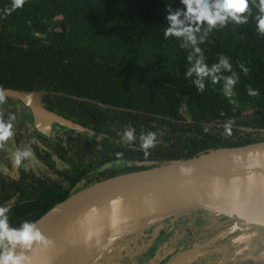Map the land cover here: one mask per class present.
<instances>
[{
  "label": "trees",
  "instance_id": "1",
  "mask_svg": "<svg viewBox=\"0 0 264 264\" xmlns=\"http://www.w3.org/2000/svg\"><path fill=\"white\" fill-rule=\"evenodd\" d=\"M167 5L186 10L180 0H26L5 15L11 0H0V90L36 93L39 107L96 133L91 138L65 127L45 132L13 121L14 136L0 150V205L10 206L12 226L33 222L96 181L264 139V35L257 9L246 24L230 21L196 34L204 38L197 46L209 68L222 55L232 65L216 74L221 79L215 85L205 77L200 92L195 74L185 76L191 43L163 36ZM227 76L238 77L237 83L226 88ZM249 86L258 95H248ZM0 112L16 117L14 101L6 97ZM129 127L136 136L131 144L122 140ZM149 132L157 141L146 156L139 137ZM25 148L33 156L14 166L13 154ZM117 153L123 154L119 160ZM217 214L227 218L226 226L236 219ZM262 248L264 243L254 252Z\"/></svg>",
  "mask_w": 264,
  "mask_h": 264
},
{
  "label": "water",
  "instance_id": "2",
  "mask_svg": "<svg viewBox=\"0 0 264 264\" xmlns=\"http://www.w3.org/2000/svg\"><path fill=\"white\" fill-rule=\"evenodd\" d=\"M32 110L76 127L37 105ZM196 210L227 213L264 227V139L199 150L83 187L33 221L48 243L34 244L25 255L30 264H89L139 229ZM249 264H264V248Z\"/></svg>",
  "mask_w": 264,
  "mask_h": 264
},
{
  "label": "clouds",
  "instance_id": "3",
  "mask_svg": "<svg viewBox=\"0 0 264 264\" xmlns=\"http://www.w3.org/2000/svg\"><path fill=\"white\" fill-rule=\"evenodd\" d=\"M186 10H172L171 5L166 6L168 15L165 19L169 22L163 31L165 38L170 37H185L192 45V54H189L187 59L191 63V67L185 73L186 78L192 77L195 74L196 79L193 81L197 90L203 92L205 90L204 78L211 79L213 85L219 83L221 77L217 73L231 71L232 65L229 63V58L220 56V63L213 64L211 68L204 62L205 57L202 49L197 46L204 43V38L197 39V33L205 29L211 32L214 29L225 27L230 21L242 25L248 23V17L252 13V9H257L255 20L257 21L258 30L261 35H264V0H180ZM26 0H11V7L5 8V15L11 14L12 11L20 9L24 6ZM183 17V19H181ZM189 26H185V24ZM181 48L185 44L180 45ZM241 69L248 74V69L242 64ZM226 88L237 83L233 76L223 77ZM227 94V92H226ZM248 95H258L257 90L248 87ZM5 94L0 90V104L5 102ZM229 103L235 104L236 101L229 99ZM15 115L9 114L8 118H4V113L0 112V150L14 136ZM230 123L225 125V132L231 134ZM135 129L129 127L124 132L122 140L124 143L131 144L136 140L134 135ZM140 148L147 156L148 150L155 146L157 141V133L149 132L141 134ZM117 158L123 155L117 153ZM33 156L30 148L17 149L13 154L12 162L14 166H21L22 161H25ZM10 206L0 205V264H30V258L25 255V252L31 250L34 244L48 243L41 231L37 228L35 222L25 220L19 226L10 224Z\"/></svg>",
  "mask_w": 264,
  "mask_h": 264
},
{
  "label": "flooded vegetation",
  "instance_id": "4",
  "mask_svg": "<svg viewBox=\"0 0 264 264\" xmlns=\"http://www.w3.org/2000/svg\"><path fill=\"white\" fill-rule=\"evenodd\" d=\"M192 212L202 213L198 210ZM189 213L191 212L169 217L139 229L118 240L89 264H222L220 263L221 253L235 248L238 243L237 239H239L236 236L245 233L249 235L251 242L249 250L242 251L241 255L229 258V262L226 260L227 262L224 263L235 264L250 259L255 254L254 248L260 243H264V227L238 218L233 220L230 226H226L227 218L219 217L217 214L219 220H216V223H219L226 231L224 235L217 236L219 247L209 248L207 244L205 245V241L210 237L209 232L200 231L193 235V232L189 230L194 226L195 221H185L179 225L181 222L178 221V218L187 216ZM177 226H181L185 233L179 238L181 239L179 251L174 252L171 247H165L167 244L169 246V243L166 242L170 241V237L160 236L156 229L160 228L159 233H165L172 228L177 230ZM193 238H196L197 241H193ZM222 238H229L230 243H226ZM153 247L154 249H152Z\"/></svg>",
  "mask_w": 264,
  "mask_h": 264
},
{
  "label": "rangeland",
  "instance_id": "5",
  "mask_svg": "<svg viewBox=\"0 0 264 264\" xmlns=\"http://www.w3.org/2000/svg\"><path fill=\"white\" fill-rule=\"evenodd\" d=\"M5 97H9L11 100L14 101L15 107L17 109L16 121L20 123L28 122L29 124L34 125L38 129L45 131V132L52 130L54 127H60V128L65 127L67 129L83 131L84 133L90 135L91 138H93L96 135V133L90 132L89 130L85 128H81L78 125H76V127L74 128L67 124H59V123H56L55 121H49L46 118H44L43 115H36V113H34V111L32 110L33 105L39 106L36 93H21L19 95L18 94L5 95ZM219 217L216 212L214 213L213 212L212 213L210 212L208 213L191 212L187 216H182L178 218V221L181 222L179 223V225L185 221H195L196 223L189 230L193 232V235H195L196 233L200 231H203L205 233L209 232L210 237L208 238V240L205 241V245L207 244V247L213 248V247H219L217 236L221 234L224 235L226 231V229L222 228V226L219 223H216V220H219ZM176 229L177 230L172 228L171 230H168L170 232L165 231V233L164 232L159 233L160 228L156 229L160 236H164L167 238L170 237V241L166 242V243H169V246L167 244V246L165 247H171L172 251L174 250V252L179 251L178 250L180 248L179 241L181 240L179 238L185 233L181 226H177ZM236 237L239 238L237 239L238 241L237 246H235V248H232L231 250H227L224 253H221L220 258L222 260L220 261V263L224 264L228 261L229 258L232 259L238 254L241 255L243 253L242 251L249 250L251 246L249 235L245 233H240ZM222 239H224L226 243H230L229 238H222ZM192 240L197 241L196 238H193ZM152 249H154V247ZM250 261H251V258L243 260V261H239L235 264H249Z\"/></svg>",
  "mask_w": 264,
  "mask_h": 264
},
{
  "label": "bare ground",
  "instance_id": "6",
  "mask_svg": "<svg viewBox=\"0 0 264 264\" xmlns=\"http://www.w3.org/2000/svg\"><path fill=\"white\" fill-rule=\"evenodd\" d=\"M130 259V258H129Z\"/></svg>",
  "mask_w": 264,
  "mask_h": 264
}]
</instances>
